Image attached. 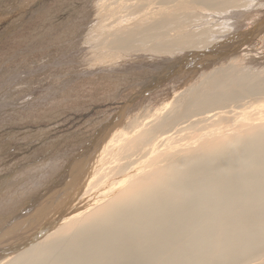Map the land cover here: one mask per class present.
I'll list each match as a JSON object with an SVG mask.
<instances>
[{"label": "bare ground", "instance_id": "6f19581e", "mask_svg": "<svg viewBox=\"0 0 264 264\" xmlns=\"http://www.w3.org/2000/svg\"><path fill=\"white\" fill-rule=\"evenodd\" d=\"M263 9L264 0H92L81 74L135 77L126 110L163 70L221 53L210 47L247 20L256 28ZM247 48L210 59L171 101L116 118L74 181L1 239L0 264H264V69L247 64Z\"/></svg>", "mask_w": 264, "mask_h": 264}, {"label": "rangeland", "instance_id": "374dc122", "mask_svg": "<svg viewBox=\"0 0 264 264\" xmlns=\"http://www.w3.org/2000/svg\"><path fill=\"white\" fill-rule=\"evenodd\" d=\"M91 1L0 0V235L3 234L0 241L16 236L20 229L16 224L25 225L41 204L74 181L81 170L77 164L88 154V158L92 157L95 146L111 130V124L120 120L124 123L138 110L157 108L171 101L168 99L174 90H182L190 78L213 62L210 59L221 58L216 53L210 59L203 57L186 66L175 65L167 75L163 70L164 74L150 79H156L155 86L150 80L148 86L151 91L167 84L166 91L150 97L146 87L124 110L127 97L134 96L141 88L135 84V77L125 84L104 73L81 74L85 65L80 63V58L85 55L83 52L87 53L81 47V34L90 23L87 11ZM260 15L258 29L264 28L261 25L264 11ZM248 22L232 33L234 37L230 34L210 48L218 50L222 46L227 49L222 57H226L248 45L252 57L246 55L247 64L263 70L264 31L255 28V22ZM228 38L236 40L232 39L228 46ZM113 81L117 83L113 85ZM5 101L14 106L5 105ZM32 176L37 181L30 183L28 177Z\"/></svg>", "mask_w": 264, "mask_h": 264}, {"label": "water", "instance_id": "95a60500", "mask_svg": "<svg viewBox=\"0 0 264 264\" xmlns=\"http://www.w3.org/2000/svg\"><path fill=\"white\" fill-rule=\"evenodd\" d=\"M225 53H227V51H224V50H223V52L220 53V54H218L217 57H218V56H224L223 54H225ZM0 254L4 255L3 251H0Z\"/></svg>", "mask_w": 264, "mask_h": 264}]
</instances>
